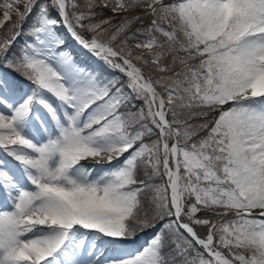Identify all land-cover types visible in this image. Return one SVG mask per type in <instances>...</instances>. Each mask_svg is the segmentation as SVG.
Here are the masks:
<instances>
[{"label":"snow or ice","instance_id":"obj_1","mask_svg":"<svg viewBox=\"0 0 264 264\" xmlns=\"http://www.w3.org/2000/svg\"><path fill=\"white\" fill-rule=\"evenodd\" d=\"M0 264H264V0H0Z\"/></svg>","mask_w":264,"mask_h":264},{"label":"rangeland","instance_id":"obj_2","mask_svg":"<svg viewBox=\"0 0 264 264\" xmlns=\"http://www.w3.org/2000/svg\"><path fill=\"white\" fill-rule=\"evenodd\" d=\"M89 64H92L93 62L91 60L88 61Z\"/></svg>","mask_w":264,"mask_h":264}]
</instances>
